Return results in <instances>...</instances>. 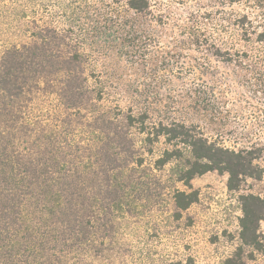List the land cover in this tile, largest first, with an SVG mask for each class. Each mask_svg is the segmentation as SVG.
Returning a JSON list of instances; mask_svg holds the SVG:
<instances>
[{
    "label": "rangeland",
    "instance_id": "1",
    "mask_svg": "<svg viewBox=\"0 0 264 264\" xmlns=\"http://www.w3.org/2000/svg\"><path fill=\"white\" fill-rule=\"evenodd\" d=\"M124 9L121 0H0V56L29 43L42 24H52L70 27L75 47L86 57L89 99L68 109L60 101L58 79H40L19 98L20 123H26L30 140L42 129L58 128L65 116L76 126L71 138L92 140L97 134L91 136L87 125H96V118L112 117L119 129L123 115L145 112L148 121L197 125L227 146L259 148V179L247 178L233 192L225 174L198 175L190 182L198 199L176 219L173 193L188 191L178 180L183 162L157 168L154 161L168 145L160 139L148 153L144 136L129 127L124 133L142 164L129 160L113 172L120 198L111 208L110 237L78 253L80 264H224L240 243L238 193L264 197V93L250 88L249 71L214 55L221 47L222 18L245 7L230 0H151L146 11ZM98 90L102 98L96 99ZM6 125L0 116V128ZM113 150L122 153L117 145ZM259 241L258 250L243 247L245 264H264V219Z\"/></svg>",
    "mask_w": 264,
    "mask_h": 264
},
{
    "label": "trees",
    "instance_id": "2",
    "mask_svg": "<svg viewBox=\"0 0 264 264\" xmlns=\"http://www.w3.org/2000/svg\"><path fill=\"white\" fill-rule=\"evenodd\" d=\"M121 1L124 10L140 13L150 8L151 0ZM230 1L242 3L245 10L222 18V48L214 55L249 71L250 88L264 93V0ZM75 45L70 27L42 24L31 32L29 43L7 48L0 56V116L8 124L0 128V264H80L78 253L97 247L95 243H105L111 234V208L120 198L119 183L112 174L128 166L129 160L142 164L140 156L135 159L124 133L129 127H137L144 136L148 153L160 139L168 145L154 161L157 168L171 160L183 162L178 180L188 191L176 189L173 193L176 219L198 199L190 183L194 177L214 170L226 175L228 190L238 192L247 178L262 175L263 169L255 161L259 148L227 146L207 137L197 125L152 122L145 112L123 115L119 129L112 117L96 118V125H87L91 136L97 134L92 140L71 138L76 126L64 116L58 128L42 129L29 140L26 123L19 120V98L40 79H58V95L68 109L89 99L86 57ZM95 98H102L101 90L96 91ZM115 145L122 153L113 150ZM94 165L104 167L96 170ZM237 199L240 243L224 264H245L243 247L258 250L260 246L264 197L238 193ZM98 229L102 233L95 238L93 233Z\"/></svg>",
    "mask_w": 264,
    "mask_h": 264
}]
</instances>
